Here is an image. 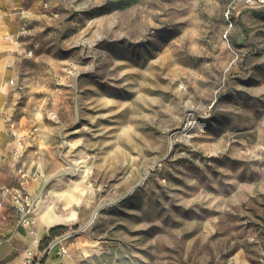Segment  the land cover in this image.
Here are the masks:
<instances>
[{"label": "rangeland", "instance_id": "rangeland-1", "mask_svg": "<svg viewBox=\"0 0 264 264\" xmlns=\"http://www.w3.org/2000/svg\"><path fill=\"white\" fill-rule=\"evenodd\" d=\"M18 42L24 186L77 242L47 263L264 264V0H41Z\"/></svg>", "mask_w": 264, "mask_h": 264}, {"label": "crops", "instance_id": "crops-1", "mask_svg": "<svg viewBox=\"0 0 264 264\" xmlns=\"http://www.w3.org/2000/svg\"><path fill=\"white\" fill-rule=\"evenodd\" d=\"M40 2L41 0H0V199L3 201V206L0 210V234L10 233V236L15 239H19L23 235L26 246L31 244L33 236L28 234L23 227L19 226V213L15 210L8 197H3L1 188L7 186L5 184L10 181L11 171L14 172L13 166H15V164H21L26 170L33 172V175L31 176L33 181L29 185V189L32 191H36L41 184L40 177L42 172L38 166V163H33L31 166H26V163L22 158L24 149L22 150L20 157H17L13 154L15 146L13 140L15 139L7 129L6 123V118L10 116V113L8 107L5 106L4 95L6 93L5 91L7 85V71L5 67L13 59L14 51L20 45L18 39L14 40L21 25L20 10H24L28 14H31L32 11L38 9ZM10 36H13L14 38L11 39ZM16 123L18 130L23 136V142L25 143L23 129L18 127V122ZM12 186L14 185L11 184L7 187ZM29 194L33 199L34 204V213L36 216L34 232L37 236L41 237L50 227L66 222L62 220V216L64 215L56 212L53 206L48 203L46 204V207H50L51 209L47 208L45 210H39L37 213V203L42 196L39 195V198L36 200L32 197L31 193ZM61 194L67 200L73 197V191L71 188L64 190ZM44 200L46 199L44 198ZM10 221L14 222L13 225L9 226ZM3 245L4 247H2ZM0 251L1 255L3 256H10L12 252H14L10 244L3 243L2 241H0ZM20 258H18L14 264H16ZM48 260L49 259L46 257L44 262L46 264H52L47 263Z\"/></svg>", "mask_w": 264, "mask_h": 264}, {"label": "built area", "instance_id": "built-area-1", "mask_svg": "<svg viewBox=\"0 0 264 264\" xmlns=\"http://www.w3.org/2000/svg\"><path fill=\"white\" fill-rule=\"evenodd\" d=\"M20 14V29L15 38L13 36H10V38H14V40H17L19 36L27 32L28 30L29 14L24 10H20ZM27 53L31 54L32 49L29 48L27 50ZM6 123L7 129L15 139L13 154L17 157H20L21 152L24 149L23 136L17 128L15 119L9 116L6 118ZM14 174L17 181L16 185L12 187H2L1 193L3 197H8L15 210L19 213V226L23 227L28 234L33 236L31 244L25 248L23 256L16 262V264H46L44 260L46 258V255L50 252H54L55 254L60 256L67 254L69 246L77 243L74 239L70 242L67 240L72 233L67 232L57 234L51 237L46 242V245L43 248L40 247L41 237L37 236L33 229V226L36 222L33 199L26 191L24 186L28 178L33 175V172L26 170L21 164H16L14 167ZM2 206L3 201L0 199V210ZM47 230L45 231V233H47Z\"/></svg>", "mask_w": 264, "mask_h": 264}, {"label": "trees", "instance_id": "trees-1", "mask_svg": "<svg viewBox=\"0 0 264 264\" xmlns=\"http://www.w3.org/2000/svg\"><path fill=\"white\" fill-rule=\"evenodd\" d=\"M65 230V227L62 224H56L50 227L43 236H41L40 247L43 248L46 245V242L53 236L60 234Z\"/></svg>", "mask_w": 264, "mask_h": 264}]
</instances>
